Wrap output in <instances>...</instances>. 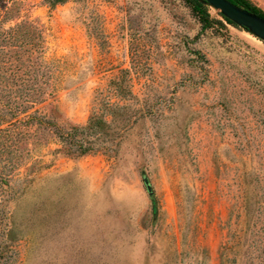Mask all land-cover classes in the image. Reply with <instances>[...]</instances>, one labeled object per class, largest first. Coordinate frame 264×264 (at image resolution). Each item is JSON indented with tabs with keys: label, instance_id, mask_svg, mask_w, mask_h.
Returning a JSON list of instances; mask_svg holds the SVG:
<instances>
[{
	"label": "rangeland",
	"instance_id": "374dc122",
	"mask_svg": "<svg viewBox=\"0 0 264 264\" xmlns=\"http://www.w3.org/2000/svg\"><path fill=\"white\" fill-rule=\"evenodd\" d=\"M208 13L0 0L3 264H264V40Z\"/></svg>",
	"mask_w": 264,
	"mask_h": 264
},
{
	"label": "trees",
	"instance_id": "16d2710c",
	"mask_svg": "<svg viewBox=\"0 0 264 264\" xmlns=\"http://www.w3.org/2000/svg\"><path fill=\"white\" fill-rule=\"evenodd\" d=\"M188 1L191 3L192 8L197 12V14H199L200 18L203 20L204 27H209L213 21L212 19H210V15L208 13L209 5L200 0ZM230 1L264 18V13L258 8H256L254 5H252L248 0ZM220 14L228 23L234 26H238L232 20L224 16L221 12ZM114 106L115 103L106 104L105 107L106 109L113 111ZM46 125H51V123H47ZM53 133L57 136V140L60 145V147L56 150L63 151L69 155L76 157L83 156L84 154L91 152L94 148H97L98 142L100 141L103 135H111V137L113 135V131L111 130V125L109 121L96 114L95 116H93L91 122L88 125L73 126L68 129L56 126L53 130ZM88 136L91 137L88 138ZM3 257L4 252L2 249H0V264H3Z\"/></svg>",
	"mask_w": 264,
	"mask_h": 264
},
{
	"label": "water",
	"instance_id": "95a60500",
	"mask_svg": "<svg viewBox=\"0 0 264 264\" xmlns=\"http://www.w3.org/2000/svg\"><path fill=\"white\" fill-rule=\"evenodd\" d=\"M211 7L218 9L224 16L238 26L247 29L255 36L264 40V18L241 7L230 0H200Z\"/></svg>",
	"mask_w": 264,
	"mask_h": 264
}]
</instances>
